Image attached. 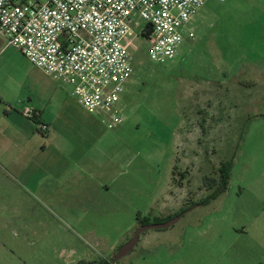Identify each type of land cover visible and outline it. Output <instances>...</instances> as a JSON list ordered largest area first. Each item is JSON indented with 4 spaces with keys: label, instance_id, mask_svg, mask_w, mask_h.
<instances>
[{
    "label": "rangeland",
    "instance_id": "374dc122",
    "mask_svg": "<svg viewBox=\"0 0 264 264\" xmlns=\"http://www.w3.org/2000/svg\"><path fill=\"white\" fill-rule=\"evenodd\" d=\"M145 27L134 19L133 71L120 101L122 127L102 129L103 141L94 150L84 145L72 153H52L57 170L82 167L84 154L91 153L109 172L83 176V184L126 182L132 185L129 194L121 203L117 199L120 206L113 211L101 198L93 206L76 195L65 197L60 171L38 186L42 171L28 182L25 174L0 170V264H93L108 258V249L124 241L121 233L134 212L155 213L174 167L189 160L194 191L225 177L227 203L258 200L264 212V0H207L190 24L194 39H186L164 64L148 58L149 39L140 35ZM16 57L25 74L22 85L35 91L37 102L47 100L45 90L54 105H76L70 86ZM230 206L234 212L235 202L224 207Z\"/></svg>",
    "mask_w": 264,
    "mask_h": 264
},
{
    "label": "crops",
    "instance_id": "0c3cea01",
    "mask_svg": "<svg viewBox=\"0 0 264 264\" xmlns=\"http://www.w3.org/2000/svg\"><path fill=\"white\" fill-rule=\"evenodd\" d=\"M1 49L0 41V160L8 162L6 166L0 164V170L7 174H25L28 182H34L36 174L42 171L44 177L39 180L38 186L51 181L50 174L60 171L64 174L61 186L65 197L76 195V198L86 200L93 206L101 198L104 205L116 211L120 206L118 201L121 203V199H125L132 185L122 182L115 186V181L83 184V176L93 177L109 172L107 167L100 165L99 160L90 156L91 153L88 158V154H84L82 167L59 166L57 170L52 166L53 152H59L60 156L63 151L72 153L83 150L84 145L91 150L97 148L103 141L100 131L107 129L102 117L87 113L72 96L76 105L70 106L67 101L54 105L51 92L44 90L42 92L47 100L37 102L33 95L35 91L31 94L30 89L22 85L21 78L25 74L18 67L16 56L31 65L29 61L15 48ZM25 108L37 114L34 120L23 116ZM42 124L48 126L47 131L40 129ZM190 132H193V128L188 130L187 135ZM57 143L62 148H58ZM190 165L189 160L185 167H174L172 181L161 203L156 205L157 211H150L149 216L135 211L131 223L121 233L124 241L108 249V258L97 259L92 261L93 264H112L118 250L139 227L165 223L182 212L184 215L171 227L141 234L131 252L115 264H264V212H259L258 200L239 202L237 198L227 203L228 199L224 197L227 185L220 189L218 182L194 191L190 187ZM72 172L76 175H70ZM176 173L182 174L179 181ZM218 189V194L204 203ZM205 190L210 194L203 197ZM47 192L52 193V189ZM234 202V212L231 206L228 209L224 207ZM236 223H240L239 228ZM79 263L81 261L67 264Z\"/></svg>",
    "mask_w": 264,
    "mask_h": 264
},
{
    "label": "built area",
    "instance_id": "2783aa9c",
    "mask_svg": "<svg viewBox=\"0 0 264 264\" xmlns=\"http://www.w3.org/2000/svg\"><path fill=\"white\" fill-rule=\"evenodd\" d=\"M206 2L0 0L1 51L17 49L54 82L70 86L74 100L114 130L124 123L120 101L133 71L134 19L150 27L148 58L164 64L178 55L186 39H194L190 24ZM36 115L23 110L26 119Z\"/></svg>",
    "mask_w": 264,
    "mask_h": 264
},
{
    "label": "water",
    "instance_id": "95a60500",
    "mask_svg": "<svg viewBox=\"0 0 264 264\" xmlns=\"http://www.w3.org/2000/svg\"><path fill=\"white\" fill-rule=\"evenodd\" d=\"M183 215H184V213H182V214L176 216L175 218H173V219H171L165 223H162V224H152V225H146V226L139 227L134 232L132 238L118 250V252L116 253V255L112 261V264H115L116 262H118L120 259H122L128 253L131 252V250L138 243V240H139V237L141 234H143L144 232L149 231V230L169 228L173 224H175Z\"/></svg>",
    "mask_w": 264,
    "mask_h": 264
},
{
    "label": "trees",
    "instance_id": "16d2710c",
    "mask_svg": "<svg viewBox=\"0 0 264 264\" xmlns=\"http://www.w3.org/2000/svg\"><path fill=\"white\" fill-rule=\"evenodd\" d=\"M150 33H151L150 27H149L148 25H146V27L141 31V34H140V35H141L143 38L149 39ZM226 180H227V179L224 177V178L219 182V184H220V189H221V187H225V186L227 185ZM220 189H218V190H217V191H216L211 197L207 198V199L205 200L204 203H206V202H208L209 200H211L212 198H214V197L218 194V192L220 191ZM182 213H184V212H182ZM141 225H143V224H141Z\"/></svg>",
    "mask_w": 264,
    "mask_h": 264
},
{
    "label": "flooded vegetation",
    "instance_id": "af4514ba",
    "mask_svg": "<svg viewBox=\"0 0 264 264\" xmlns=\"http://www.w3.org/2000/svg\"><path fill=\"white\" fill-rule=\"evenodd\" d=\"M79 264H81V263H79Z\"/></svg>",
    "mask_w": 264,
    "mask_h": 264
}]
</instances>
